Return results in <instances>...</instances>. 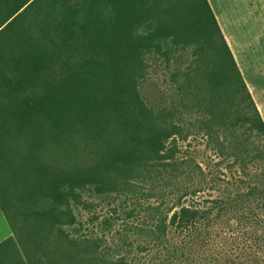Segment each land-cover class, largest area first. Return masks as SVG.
<instances>
[{
    "label": "trees",
    "instance_id": "trees-1",
    "mask_svg": "<svg viewBox=\"0 0 264 264\" xmlns=\"http://www.w3.org/2000/svg\"><path fill=\"white\" fill-rule=\"evenodd\" d=\"M162 2L0 0V208L28 264H126L105 260L98 244L80 235L74 207L85 206L90 190L115 193L116 180L136 179L176 150L169 145L183 132L174 121L178 113L153 111L138 92L140 56L167 63L174 56L164 49L174 35L175 26L168 25L174 11ZM199 5L206 13L204 23L197 21L204 38L215 32L222 43L215 49L221 76L233 78L252 112L238 114L235 126L264 140V122L209 4ZM21 24L34 28L46 53H32L23 35H8ZM206 50L194 56L201 59ZM219 86L216 81L213 89ZM77 134L99 145L86 165L71 144ZM200 215L183 207L173 212L170 226L186 230ZM165 230L161 220L158 231Z\"/></svg>",
    "mask_w": 264,
    "mask_h": 264
},
{
    "label": "rangeland",
    "instance_id": "rangeland-1",
    "mask_svg": "<svg viewBox=\"0 0 264 264\" xmlns=\"http://www.w3.org/2000/svg\"><path fill=\"white\" fill-rule=\"evenodd\" d=\"M206 1L264 122V0ZM162 8L174 11L168 20L174 35L164 47L174 56L169 63L160 56H140L144 76L138 92L153 111L178 113L174 121L183 127L182 135L169 145L176 147L173 156L151 162L129 182L116 180L115 193H85V206L74 207L83 225L80 235L93 239L112 262L264 264V140L247 126H235L238 114L252 112L244 108L233 78L221 76L215 52L222 48L219 35L205 39L197 26L206 20L199 0H163ZM14 28L8 35H23L35 48L32 53H46L34 28ZM196 49L208 50L197 59ZM177 71L184 75L176 81ZM216 81L219 90L213 89ZM71 144L82 165L99 153V145L79 134ZM183 207L202 217L179 230L170 219ZM0 264H28L1 208Z\"/></svg>",
    "mask_w": 264,
    "mask_h": 264
}]
</instances>
